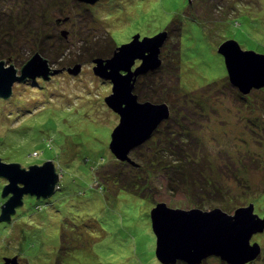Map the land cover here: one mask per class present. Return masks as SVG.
<instances>
[{
	"label": "rangeland",
	"instance_id": "1",
	"mask_svg": "<svg viewBox=\"0 0 264 264\" xmlns=\"http://www.w3.org/2000/svg\"><path fill=\"white\" fill-rule=\"evenodd\" d=\"M189 2L188 9L186 0H99L94 5L78 0H0V55L3 58L0 56V61L7 67L14 65L20 74L34 54L44 49L47 55L42 57L52 69H63L48 80L28 78L17 82L9 99L0 98V145L3 144L0 157L13 156L6 157L5 163H17V158L29 167L56 160L58 154L60 157L55 162L61 175L60 190L41 203H49L44 211L35 208L39 202L35 197L34 208L28 207L30 198L26 196L24 206L30 209L18 208L20 220H14L18 217L14 216L11 226L4 230L0 223V264L5 257H18L19 264H163L157 255L158 239L151 221V212L160 203L187 211L219 208L229 215L254 204L255 213L264 216V138L260 140L256 135L264 131L254 126L264 119L261 116L264 96L257 97L264 94V87L252 89L248 94L238 90L257 103L254 109L248 100L242 103L229 94L211 96L212 99L209 93L202 95L210 83L229 79L224 58L217 52L223 43L233 40L226 30L228 22L253 11L258 31L264 34V0ZM177 12L182 13L184 20L196 14L202 29L198 31L195 24L181 22L184 28L182 61L174 51L179 39L168 36L160 54L162 73L155 77V82L163 84L166 90L171 89L168 96L175 105L193 108L199 116L191 119L190 125L196 137L203 136L212 145L206 143V151L202 150L209 158L204 162L203 172L206 170V176L212 172L215 178L213 199L204 193L194 195L190 183L173 182L163 170L155 169L145 175L149 188L144 196L147 199L136 196L141 192L135 188L131 189L135 195L120 190L118 186L123 185L109 178L115 168L125 170L126 167L108 150L104 152L108 156L103 162L105 165L96 168L103 154L102 143L107 142L109 148L119 116L105 103V98L112 93V84L94 74L93 61L111 58L105 54L128 44L137 34L141 39L157 35L162 31L155 32L171 23ZM245 27L242 21L239 29L232 30L251 41ZM63 31L67 32L66 36ZM240 36L238 41H242ZM238 43L246 50L243 42ZM99 54L103 57H98ZM76 64L81 65V72L70 75L67 69ZM149 73L141 75L137 82L148 85ZM218 85L220 88L222 81ZM165 92L158 88V101L164 98ZM162 103L172 106L169 101L159 104ZM45 139H50L52 148L47 147ZM33 150L43 151V156L33 157ZM245 155L262 160L260 169H253L256 167L251 164L250 168L242 166ZM97 179L107 183L109 190L99 186ZM3 182L0 179V202ZM61 229L67 240L65 245L62 241L56 242ZM23 232L28 235L24 236ZM29 236L40 239L32 252H29L31 242L26 243ZM254 243L260 244L261 254L246 264H264V233L255 235L251 240ZM200 264L230 263L210 256Z\"/></svg>",
	"mask_w": 264,
	"mask_h": 264
},
{
	"label": "water",
	"instance_id": "2",
	"mask_svg": "<svg viewBox=\"0 0 264 264\" xmlns=\"http://www.w3.org/2000/svg\"><path fill=\"white\" fill-rule=\"evenodd\" d=\"M78 1L94 5L99 0ZM62 34L66 36L67 32ZM168 36L167 31L143 39L137 34L131 42L118 47L111 58L93 61L94 74L112 84V93L105 98V103L120 118L111 134L109 148L121 162L135 165L129 157L132 151L149 140L170 118V107L166 103L140 102L134 93L141 75L161 67V49ZM217 52L224 58L230 83L241 93L264 87V54L243 50L235 40L223 43ZM137 62L141 63L137 65ZM60 70L63 69L52 70L40 53L34 54L20 74L14 65L7 67L0 61V98L9 99L17 82L28 78L48 80ZM67 72L78 75L81 65L76 64ZM60 177L52 161L23 168L19 163H5L0 158V178L9 182L2 190L6 201L1 206L0 223L12 221L17 209L23 206L25 196L52 197ZM151 221L158 239L157 255L163 264H200L210 256L230 264H246L261 254L260 244H251L255 235L264 233V216L255 213L254 204L229 215L219 208L187 211L160 203L153 208ZM3 264H19L18 257H5Z\"/></svg>",
	"mask_w": 264,
	"mask_h": 264
},
{
	"label": "trees",
	"instance_id": "3",
	"mask_svg": "<svg viewBox=\"0 0 264 264\" xmlns=\"http://www.w3.org/2000/svg\"><path fill=\"white\" fill-rule=\"evenodd\" d=\"M186 1L188 4L185 8L189 9V7H191V3L189 2L190 0H186ZM222 3L223 2H221L220 4H222ZM217 6H219V5H217ZM252 12L248 13L244 17H238L237 19H235L231 22H228L229 25L227 26L226 30H227V33H231L230 34L232 37L231 39L238 41L237 37H239L240 35L237 34L232 29H239L241 27V22L244 21L246 26H247V27H245V31L248 32L247 35L250 36L252 39H251V41H249L245 38L243 39L240 36L242 41H238V42H243L241 44H243L246 47V50L248 48L250 51H254V52L259 53V54H264V41H263L264 39L261 38L264 36V34L259 33L258 28H257V27H259V24H255L256 18L253 16ZM195 17H196V14H191L187 20H184L182 13L177 12L173 16V19H171V23H169L170 22L169 21L165 27L160 28L159 30H157L155 32V33H158L160 31H167L171 37L174 36V38H176V40H177V38L179 39V44H177L178 47H175L174 51L180 57V61H182V53H181L182 52V49H181L182 48V40H181V38H182V35L184 32L183 31L184 28H183V26H180V24L184 20L183 22L187 21L190 24H195V26L197 28L196 30L201 31L200 29H202V27L200 25V21L195 19ZM253 28L257 30L256 33H253V30H252ZM199 34L201 36H204L203 32H199ZM49 36H51V35L49 34ZM259 38H261V39L259 40ZM49 40H51V38H49ZM44 44H46V42ZM100 49L102 50V48H100ZM43 50L44 49H42V50L39 49L38 51L40 52L41 56L43 55L45 57V55H47V54ZM56 50L58 51L59 49L57 48ZM60 50L62 51V49H60ZM113 52L107 53V54H105V56L110 57L113 55ZM97 54H98V52H97ZM56 55H57V53H56ZM0 56L2 58V55H0ZM97 56L103 57L102 54H99ZM220 57L223 58L222 56H220ZM162 67L163 66H161L159 69L154 71V73L151 72V73H149V75L147 74L148 75L147 77H150V79H151V81H150L151 83L149 82L148 85L145 86L146 83L144 81L139 80L137 82L135 94H137L139 96L140 102L150 101V102L159 104L162 101L163 102L169 101L170 104L172 105L170 107V111H171L170 118L168 120H165L157 128V130L154 132L151 139L147 140V142H145L142 146H140V147L136 148L134 151H132V154H136V155H134V156L132 155L129 157L133 162H135V165H133L129 162L119 161V163L122 166L126 167V169L125 170H122V169L118 170L115 168L112 171V175L109 178V180L113 181L114 183H117V185H120V184L123 185V187L118 186V189L127 191L129 193L134 194V195L136 193L132 192L131 189L135 188V190H139L141 192L140 194H137L136 196L147 199V197H144V196H145L146 190L149 188H147L148 183H146L147 181H146L145 175H149L150 174L149 171H151V169L163 170L170 177L168 179H171L173 182L177 181L179 184H184L187 182L190 183L189 186H190L191 190L194 191V195L200 196L204 193L208 196V197L206 196L207 198L213 199L211 197L212 196L211 193H213L212 187L214 189L216 187L215 178H213L211 176L212 172H209L207 176L205 175L206 170H204V172H203L204 162L209 161L207 154L205 152H203V150L206 151V149H205L206 143H208L209 146H212V145L210 144V141L208 139L205 140L203 138V136L202 137H196L195 132L190 125L191 119L199 117L198 115L197 116L195 115L194 109L193 108L189 109V107H185V106H181V105L177 106V104L175 105L174 104L175 101L173 99L170 101L171 97L168 96V95H170L169 93H171V89L166 90V87L163 84H161V83L157 84L155 82V77L158 74L162 73ZM173 68H174V65L172 64L170 69L172 70ZM52 70H54V69H52ZM145 79H147V78H145ZM221 81H222V86L219 88L218 84ZM215 82H217V84ZM209 85H208L209 86L208 89L203 90V92H205V93H202V95L209 93V97L212 99L211 96H216L218 98V97H220L219 95L226 96L227 94H229V96H234L235 98L239 99L242 103H245L248 100L252 109L257 107V103L252 102L250 96L247 97V96L242 95L238 91L237 88H234L231 85V83L229 82V79H227V78L218 79V80L210 83ZM159 87L162 91H164V92L167 91V92H165L166 95L164 96V98L160 101H158L157 96H156L158 93ZM145 88H147L149 91H146ZM202 95H200V96H202ZM200 96H198L197 99ZM256 96H257V94H256ZM262 96H264V94L259 95L257 97H262ZM254 98H256V97H254ZM195 103H196V105L200 106V104L197 103L196 101H195ZM261 116L264 117V115H261ZM119 118H120V116H119ZM260 124L258 122L254 123V126L260 127L264 131V119L261 118ZM246 125H248V123H246ZM256 135H259L260 140L264 138V134H260L259 132H257ZM253 136H254V134H253ZM0 141H1V139H0ZM110 142H111V140H110ZM110 142H109V145H110ZM44 143H46L47 147H49V148L53 147V143L50 141V139L49 140L45 139ZM102 144H103V146H102L103 154H101V160L99 161V164L96 166V168L98 166H104L105 165V164H103V162L106 161L108 156L105 155L104 152L106 150H108V152H111L110 148H108L107 142H104ZM0 146H3V144H1ZM140 148H144V149L137 154V151ZM199 148H201V149H199ZM43 153H44L43 151L33 150L31 152V155L37 159H40L43 156ZM112 154L113 153L111 152V155ZM197 155H199L200 158H197ZM245 156L249 159L244 158V160L240 163L242 166H244L246 168H250V164H251L252 167H254V166L256 167L253 169H260L261 166H259V165L261 164L262 160L258 159L257 157H254L252 155H245ZM6 157L12 158L13 156H7L6 155L5 159H6ZM59 157L57 154L56 160H58ZM114 157H115V155H114ZM253 157L256 159H254ZM0 158L2 159L3 162H5V159H3V156ZM205 158H207V159H205ZM56 160H54V159L47 160L44 163H46L48 161H52L56 167L57 172H58L59 168L55 162ZM16 161L19 164L21 163L20 159L16 158ZM22 162L23 163H21L20 165L21 166L23 165L22 166L23 168H29L30 166H32V165H30L29 167H27L28 165L24 166L25 161H22ZM115 162H117V161H115ZM255 162H259V163L255 164ZM27 164H29V163H27ZM43 164H38V165L41 166ZM186 165H187V168L184 169V166H186ZM96 168H93V169H96ZM135 176H136V179H135ZM131 178H133L134 180H131ZM0 179L4 180V182H3L4 185H2L3 189H4V187L9 182L4 178H0ZM95 182H96V179H95ZM97 183L99 184V186L104 185L105 190L106 189L109 190V188H110L107 186V183H105V184L101 183L98 179H97ZM59 185H60V183L58 184V190H60ZM92 188H93V185H92ZM172 189H174V188H172ZM263 195H264V193H263ZM28 197L30 198V202L28 204V207L33 209L34 208V197L30 196V195H28ZM35 199H37V201H39V202H37V204H35V206H36L35 208L38 211H41L42 209H43L42 211H44V208L47 204L49 206L48 202L46 203V205L41 204L43 200L47 201L48 199H42V198L38 199L36 197H35ZM5 201L6 200L4 198H1L0 204H3ZM23 202H24V199H23ZM23 206H24V204H23ZM28 207L26 208V206H24L23 211L30 209ZM198 207L200 208V207H202V205L199 204ZM0 213H1V205H0ZM20 214H21L20 211H18V209H17V212L14 216L17 215L18 217H16V219H14V220H16V221L20 220V218H19V217H21ZM13 217H12V220H13ZM2 223L3 224L1 225V228H2V230H4V228H7V226H9L11 222H8V223L2 222ZM32 223L36 224L33 221H32ZM8 231H9V229H8ZM23 233H25L24 236L28 235V233L26 234V232H23ZM62 233H64V232L61 229L59 236H56L57 237L56 242L62 241V245H65L67 240H65L66 237H64V235ZM29 237L27 238L26 243L31 242L29 245H31L32 248L29 250V252H32V251H34V246L36 245L37 241L40 239L37 236L32 237V238L31 237L29 238ZM38 249H40V247L36 248L35 250L37 251ZM37 256H39V254ZM73 263L74 262H68V264H73ZM178 264H185V263L179 262Z\"/></svg>",
	"mask_w": 264,
	"mask_h": 264
},
{
	"label": "flooded vegetation",
	"instance_id": "4",
	"mask_svg": "<svg viewBox=\"0 0 264 264\" xmlns=\"http://www.w3.org/2000/svg\"><path fill=\"white\" fill-rule=\"evenodd\" d=\"M88 5V4H87ZM141 62H138V65L140 64Z\"/></svg>",
	"mask_w": 264,
	"mask_h": 264
},
{
	"label": "clouds",
	"instance_id": "5",
	"mask_svg": "<svg viewBox=\"0 0 264 264\" xmlns=\"http://www.w3.org/2000/svg\"><path fill=\"white\" fill-rule=\"evenodd\" d=\"M178 263H179V262H178ZM178 263H177V264H178Z\"/></svg>",
	"mask_w": 264,
	"mask_h": 264
}]
</instances>
